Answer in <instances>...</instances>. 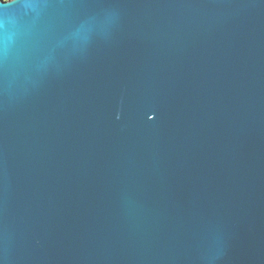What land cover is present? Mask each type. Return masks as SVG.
Returning <instances> with one entry per match:
<instances>
[{"label":"water","instance_id":"1","mask_svg":"<svg viewBox=\"0 0 264 264\" xmlns=\"http://www.w3.org/2000/svg\"><path fill=\"white\" fill-rule=\"evenodd\" d=\"M0 264H264V0H0Z\"/></svg>","mask_w":264,"mask_h":264}]
</instances>
